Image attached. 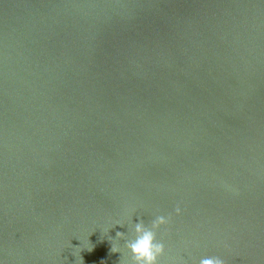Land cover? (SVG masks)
Here are the masks:
<instances>
[{"label":"water","instance_id":"water-1","mask_svg":"<svg viewBox=\"0 0 264 264\" xmlns=\"http://www.w3.org/2000/svg\"><path fill=\"white\" fill-rule=\"evenodd\" d=\"M158 215L161 264H264V0H0V261Z\"/></svg>","mask_w":264,"mask_h":264},{"label":"clouds","instance_id":"clouds-1","mask_svg":"<svg viewBox=\"0 0 264 264\" xmlns=\"http://www.w3.org/2000/svg\"><path fill=\"white\" fill-rule=\"evenodd\" d=\"M175 214L178 216L183 214L180 206L175 208ZM170 222L171 216L165 215L156 216L150 224L145 223L142 218H139L137 222L130 220L128 233L117 232L116 239H114V241H125L123 248L118 243L113 242L111 251L123 253L130 257V264H161V258L166 254V245L158 239V233L162 227L169 225ZM116 225L125 226L122 221L117 220L106 231ZM0 264L3 262L0 261ZM196 264H226V261L221 256H204L199 258Z\"/></svg>","mask_w":264,"mask_h":264}]
</instances>
